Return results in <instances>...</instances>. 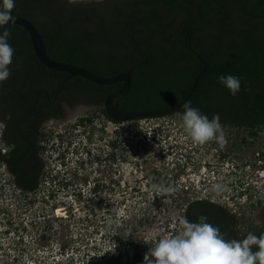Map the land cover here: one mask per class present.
Segmentation results:
<instances>
[{
    "label": "trees",
    "instance_id": "1",
    "mask_svg": "<svg viewBox=\"0 0 264 264\" xmlns=\"http://www.w3.org/2000/svg\"><path fill=\"white\" fill-rule=\"evenodd\" d=\"M15 3L17 15L29 19L44 36L47 53L53 60L73 63L104 77L115 76L137 65L131 74L128 93L113 100V105L121 110L166 109L185 99L202 67L191 47L203 61L214 67L200 78L189 102L191 106L209 119L219 114L222 127L231 139L235 137L234 130L238 131L236 140L240 130L249 132L251 119L263 120L259 128L264 126V0H120L111 2L107 12L92 19L85 5L67 0H15ZM88 22L90 26L86 25ZM11 46L15 50L9 66L11 75L0 82V91L10 88L7 113L14 118L26 114V106L32 104L36 92L46 86L49 76H53L59 80L58 89L64 85V89L70 88L82 102L98 105L104 118L116 125L111 131V135H115L113 138L104 125L96 123V111L80 116L70 124L71 131H77V127L85 129L86 142L81 151L85 179L91 174H99L91 183L87 181L91 194H96L102 188L100 176L108 164L121 161L129 166L146 139L139 129L132 133L126 127V123H131L138 128L139 120L121 123L106 115L105 98L122 84L97 85L81 77L68 78L67 73L45 67L34 55L27 31L20 26L11 28ZM39 68L41 84L36 76ZM221 75L241 78V89L235 96L218 82ZM183 112L184 107L177 114L182 116ZM24 134L26 138L31 137L30 131ZM257 135L258 130H254L251 136L255 139ZM44 136L45 133L37 140L33 137L34 143L37 142V155L32 158L38 155L43 158L35 165L38 178L33 183L28 177L33 171L31 158L26 167V162H22L26 159L25 152L13 158L5 155L0 147V166L3 162L11 167L23 163L22 167L13 166L11 170L18 177L12 184L22 193H35L48 178L46 148L42 144ZM241 139L243 144L249 145L245 137ZM27 147L31 148L30 144ZM229 155L230 152H223L220 158L225 160ZM188 164H179L175 172L161 168L154 174L158 179H177L186 174ZM95 165L97 167L93 169ZM195 167L199 171L201 166ZM185 193L182 191L175 194L176 197L149 204L138 218L136 215L123 217L121 224L126 230L123 239L134 254L126 255L116 263L104 256L101 264H141L144 256L136 244L139 231L156 225L161 219L164 228L169 229L166 219L173 213L172 207L181 210V219L191 222H198L200 216H205L207 222L219 227L228 239L242 240L249 232L257 236L264 233V223L262 227L244 231L237 215L224 204L206 196L187 199ZM78 197L82 198L83 194L80 192ZM159 216L162 218L158 219ZM64 219L56 218L62 222ZM47 229H53L51 220L47 222Z\"/></svg>",
    "mask_w": 264,
    "mask_h": 264
},
{
    "label": "rangeland",
    "instance_id": "2",
    "mask_svg": "<svg viewBox=\"0 0 264 264\" xmlns=\"http://www.w3.org/2000/svg\"><path fill=\"white\" fill-rule=\"evenodd\" d=\"M95 111L96 123L104 125L106 132L115 138L111 131L116 125L108 122L100 110ZM74 121L58 122L44 132L42 144L46 148L49 174L35 193L19 191L7 172L0 169V264H101L104 256L116 263L134 254L123 239L126 230L122 218L126 215L138 218L149 204L176 197L182 191L187 199L206 196L224 204L237 215L244 231L263 226L264 126L257 129L252 146L243 144L241 139L245 137L249 142V132L240 130L236 140L237 130L231 139L223 128L227 143L221 146L216 141L204 145L193 143L179 114L141 120L138 128L126 123L129 132L139 129L146 137L133 159L134 164L132 160L129 166L121 161L109 163L100 176L101 190L91 194L87 181L91 183L99 174L85 179L81 151L86 134L81 127L71 131L70 124ZM157 127L159 130H155ZM223 152H230L225 160L220 158ZM186 162L189 163L186 174L177 179H158L154 174L161 168L175 172L179 164ZM190 163L200 164V170ZM87 167L90 168L88 163ZM220 182L228 190L217 194L213 185ZM154 184L172 186L176 191L160 196L153 190ZM80 192L82 198L78 197ZM172 209L173 213L166 219L169 229L164 228L159 216V223L139 231L136 244L142 256L159 239L181 230V210ZM57 217H64L65 221H57ZM48 220L53 229H47Z\"/></svg>",
    "mask_w": 264,
    "mask_h": 264
},
{
    "label": "clouds",
    "instance_id": "3",
    "mask_svg": "<svg viewBox=\"0 0 264 264\" xmlns=\"http://www.w3.org/2000/svg\"><path fill=\"white\" fill-rule=\"evenodd\" d=\"M15 0H2L0 4V82L9 79L14 49L5 28L15 22L12 15ZM218 82L224 85L233 96L241 89V78L236 75L219 76ZM182 115V126L193 143L204 145L216 141L221 146L227 143L219 114L211 119L198 109L186 103ZM153 190L160 196L176 191L172 186L154 184ZM217 193L227 191L223 182L213 185ZM178 234L161 238L149 248L144 256V264H264V233L259 236L249 232L242 240L228 239L219 227L207 222L200 216L198 222L186 218L179 221ZM255 247L256 250H253Z\"/></svg>",
    "mask_w": 264,
    "mask_h": 264
},
{
    "label": "flooded vegetation",
    "instance_id": "4",
    "mask_svg": "<svg viewBox=\"0 0 264 264\" xmlns=\"http://www.w3.org/2000/svg\"><path fill=\"white\" fill-rule=\"evenodd\" d=\"M67 1L75 4L85 5L89 10V15L92 19L93 17H97V15L101 14L102 12H107L112 5L111 2H117L120 0ZM86 25L90 26L89 22ZM195 53L198 54L197 52ZM37 70L38 72L36 76H38V73L42 72L40 68ZM40 77L41 76H38L37 79L41 84ZM31 79L32 78L29 80ZM47 79L48 80L45 83L46 86L40 87V90L36 92L32 104L26 106L28 108L27 113L20 115L17 118H14L12 115L7 113V104L10 101L8 97L10 94V88L5 87L4 91H0V147L5 155H10L9 157L13 156V158H17L18 156L23 155L25 152L27 154L25 155L26 159H24L22 162H26V167L29 166L27 161L31 158L30 160L33 163V171L29 173L28 177H30V181H32V183L38 178L36 168L37 166L35 165L39 161L38 159L43 160V158H41L39 155L36 158H32L37 152V142L34 143L33 137H35L36 140L40 139L44 132L48 129V127L50 128L51 125L57 124L58 122H71L82 115H86L89 112L99 110L101 108L95 104L82 102L70 88L64 89V87H61L58 89L59 80L56 79V77L49 76ZM87 107L93 108L83 110V108ZM261 125H263V120L261 119L249 120V146H252L253 141V137L251 135L253 134L254 130H257ZM26 131H30V138H26L24 136ZM28 144H30L31 148L27 147ZM23 163L12 164L11 167L10 165L8 166L7 163L3 162L0 166V169H3L5 172H7L12 183L15 184V182L18 180V177L17 175L11 173V170L13 166L22 167Z\"/></svg>",
    "mask_w": 264,
    "mask_h": 264
},
{
    "label": "water",
    "instance_id": "5",
    "mask_svg": "<svg viewBox=\"0 0 264 264\" xmlns=\"http://www.w3.org/2000/svg\"><path fill=\"white\" fill-rule=\"evenodd\" d=\"M15 17V22L14 23H9L8 25L5 26V28L9 31V40L8 42L11 44V28L12 26H20L24 30L27 31L32 49L34 52V55L38 59V61L44 65L45 67L59 71V72H64L69 75V78L72 77H81L83 79H86L94 84L97 85H115L121 83V87L114 92L110 93L104 100L103 103V108L106 112V115L113 121L115 122H127L131 120H154V119H160V118H165L170 115L177 114L180 109L183 108V106L186 103H189L196 91L198 82L200 78L204 75V73L210 69L214 68L209 66L199 54H196L194 50L190 47V50L195 54L196 58L199 60L201 63L202 67L195 76L192 86L185 97L181 102L166 108V109H159V110H150V111H125L121 110L113 105V100L117 98L118 96L125 95L128 93V91L131 88V83H132V72L134 68L137 65H133L129 70L119 73L115 76L111 77H104V76H99L92 71L83 68L81 66L74 65L73 63H62L53 60L50 55L47 53V49L44 43V36L39 32L37 27L27 18L18 16L16 12V8L14 9V12L12 14ZM2 31V30H0ZM64 85L62 86V88ZM93 107H87L83 108L85 109H90ZM81 109V108H79Z\"/></svg>",
    "mask_w": 264,
    "mask_h": 264
},
{
    "label": "built area",
    "instance_id": "6",
    "mask_svg": "<svg viewBox=\"0 0 264 264\" xmlns=\"http://www.w3.org/2000/svg\"><path fill=\"white\" fill-rule=\"evenodd\" d=\"M114 128L116 129V126Z\"/></svg>",
    "mask_w": 264,
    "mask_h": 264
}]
</instances>
